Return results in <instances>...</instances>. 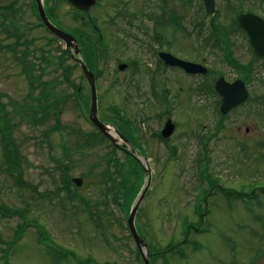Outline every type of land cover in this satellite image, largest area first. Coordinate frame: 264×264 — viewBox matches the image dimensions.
<instances>
[{
	"label": "rangeland",
	"instance_id": "obj_1",
	"mask_svg": "<svg viewBox=\"0 0 264 264\" xmlns=\"http://www.w3.org/2000/svg\"><path fill=\"white\" fill-rule=\"evenodd\" d=\"M182 1L183 10L177 11L178 27L168 18L169 9L163 11L165 3L160 0H97L98 5L90 9L89 14L104 31L107 45L104 67L101 66L104 72L96 81L97 113L108 123L115 113L119 121L126 117L132 120L144 145L129 143L139 156L147 158L152 172L150 188L135 216L137 231L153 250L181 246V254L173 252L163 258H151L150 264H264V225L260 213L264 208H259L264 199L261 197L259 206L254 203L249 207L244 203L246 198L237 201L222 194L227 189L248 196L260 193L258 186L264 187V70L258 64L252 66L256 72V78L248 85L252 100L220 119L216 113L218 99L210 89L214 74L203 78L167 69L158 78L156 61L145 53L142 44L128 36V32H133L129 29L133 14L141 17L140 11L150 13L154 16L151 31L153 34L162 31L164 46L181 58L201 62L211 72L232 82L233 69L239 66L230 64L232 60L249 59L241 34L235 30L228 34L216 25L218 31L224 32L223 42H208L205 39L210 36L208 19L199 9L200 0ZM214 3L216 22L228 30L235 9L264 13V0H214ZM17 4L26 16L20 19L25 36L33 38L35 47L49 52L48 58L55 59L63 45L53 41L43 29L28 27L27 22L33 18L29 0H18ZM121 8L127 9L125 15L119 16L116 12ZM82 18L83 14L57 0L55 20L60 25L84 30L83 21L92 31L88 20ZM142 26L150 30L146 22ZM13 42V37L0 33V45ZM40 53L37 51L32 63L37 64ZM62 58L65 65L66 58ZM118 62L129 63L130 68L122 73L115 69ZM19 69L10 51L1 48L0 102L6 105L12 118L11 136L21 155V178L36 193L18 185L9 175L0 143V264H71L53 259L44 241L42 244L39 241V230L58 251H71L83 261L92 258L97 264H142L126 227L125 209L114 203L111 194L104 196L109 188L105 173L113 169L105 159L110 150L107 142L97 138L87 116L65 100V93L71 89L66 90L64 83L54 91L63 99L59 121H54L52 109L39 114L36 109L41 105L40 90L31 88ZM43 69L46 72L42 81L50 82L58 76L53 65ZM79 73H73V81L78 80ZM160 87L166 92H161ZM86 91L88 94L85 87ZM166 101L171 105L168 109L174 131L165 144L154 135L165 123ZM14 103L24 109L14 113ZM79 103L88 113L86 104ZM126 136L131 140V134ZM204 142L206 149L202 146ZM169 148H173V153ZM117 156L124 161L123 153L118 152ZM62 164L68 167L71 178L82 180L77 189L71 190L75 198L60 190L65 171ZM144 181L147 178H143L130 203L142 192ZM87 209L90 213L102 211L103 230L88 217ZM24 221L28 225L21 231L19 225ZM186 225L205 227L207 231L198 234L190 228L185 237ZM185 238L190 243L180 244Z\"/></svg>",
	"mask_w": 264,
	"mask_h": 264
},
{
	"label": "trees",
	"instance_id": "obj_2",
	"mask_svg": "<svg viewBox=\"0 0 264 264\" xmlns=\"http://www.w3.org/2000/svg\"><path fill=\"white\" fill-rule=\"evenodd\" d=\"M7 1V0H6ZM11 16H15V14L18 12L17 8L13 6L10 9ZM25 19L26 16L24 14V11L21 12V16H19L18 21H11V25L13 26V31L6 30L3 31L6 35V37H13L14 42L12 44H1L0 49L3 48L6 51H10L12 60L19 66V72L24 73L26 76V79L30 83V87L35 89L40 90V99H41V105H39L36 109V111L39 114H44L46 110L52 109L54 111L53 113V118L54 121H59V115L61 113V102L62 98L57 96L54 91L59 87L61 83L65 84V89L68 90L71 81V77L76 69V65L73 64L71 67H67V65H64L63 63V58L62 56L66 55V51L61 50L59 51V54H55L54 57L55 59H50L47 56H45V52H43L42 49L39 51L40 56L38 59L37 64L33 61L32 63V58L33 56L36 55L37 49L34 46V40L28 39L25 36L26 29H23V26H19V21L20 19ZM173 22H175L174 18H171ZM27 22V21H26ZM27 25L29 27V24L27 22ZM91 26V24H90ZM84 30L79 29L77 27L73 29H67L71 33H75L79 37V41L85 45L87 51H86V56L87 60L91 65H97V63L101 59L106 58V49L107 45L104 42V38H99L98 36L91 37L89 36L84 37L83 35H80L82 31H88L86 28V24H84L83 27ZM94 32V31H93ZM2 33V32H0ZM88 33V32H87ZM95 33V32H94ZM217 35L223 37L224 32L223 31H214ZM97 35V33H96ZM22 36H25V38L21 39ZM207 38V37H206ZM205 38V39H206ZM222 39V38H221ZM22 47V49L20 48ZM43 52V53H42ZM48 65H53L54 72L58 73V76L52 79V81H42L41 78L45 74V69L43 67L48 66ZM59 70V71H58ZM73 80V79H72ZM34 83V85H32ZM3 94H0V97H2ZM75 95L71 96L70 92L65 93V100L70 102L73 106L77 103L75 102ZM14 103V108L13 112L17 113L19 108L22 110L23 105H19ZM75 105V106H76ZM74 106V107H75ZM0 114H3V117H0V119L3 121V126L0 127V143H1V150H2V158L3 162L6 165V169L9 173V175L16 181V183L20 186H25L29 188L32 192L36 193V189L33 186H30L29 184L23 182L22 176H21V171L19 170L20 167V162H21V155L18 149V146L15 144V141L13 140L11 136V130H12V118L10 117V112L6 110V105L0 102ZM12 114V113H11ZM116 115V114H115ZM115 115L113 116V120L115 118ZM124 129H128L127 127H124ZM113 149V147H112ZM108 163H111L113 166L112 171L106 172L105 174L108 175V183H109V188L106 189L104 196L112 195V199L114 203L118 204V206H123L125 209H129L131 203V197L132 195L136 194L139 190L140 185L143 182L144 174H143V169L140 166V164L133 158L126 156L124 161L119 160L118 156L115 153H112V155L108 158ZM63 170L67 169L68 167L65 166L64 164L60 165ZM62 182L63 186L61 187V191H65L68 195V197L75 198L71 190L75 189L74 186L72 185L71 181L69 180V174L68 172H63L62 174ZM262 190H259L261 193ZM41 196L40 194H38ZM225 198L228 199H233L237 201H243L246 196L241 195L239 193H233V192H226ZM105 200V199H104ZM261 197L260 195H256L255 193H249V197L244 200L245 205L249 206L252 204H256L257 206L260 205ZM102 203V202H101ZM103 205V204H102ZM259 208H264L263 206H259ZM7 210V209H6ZM86 213L88 214V217L94 222V224L103 230V225L101 223V216H102V211H92L91 213L86 210ZM263 215L261 216L262 223L264 225V211L260 212ZM259 213V214H260ZM28 222H23L21 225L22 230L24 229V226L27 225ZM201 223V225H203ZM190 226L187 225L185 227V237H187V234L191 231ZM21 230V231H22ZM207 230L206 228H201L199 229L200 233H205ZM40 235H39V241L43 243V236L41 231L39 230ZM264 238V235H262ZM188 244L190 243L187 238H185L180 244ZM47 250L48 253L51 254L53 259L56 262H62L65 261L66 259H72L75 261L76 264H93V262L86 260V261H81L79 259L75 258V255L70 252L66 251L64 249H61L58 251L56 248H54V252L52 248L48 246H44ZM150 248L151 252V258L159 259L163 258L165 255L169 253H180L181 254V246L179 245H174L167 247L163 250H153ZM138 256V254H137ZM139 257V256H138ZM140 259V257H139Z\"/></svg>",
	"mask_w": 264,
	"mask_h": 264
},
{
	"label": "water",
	"instance_id": "obj_3",
	"mask_svg": "<svg viewBox=\"0 0 264 264\" xmlns=\"http://www.w3.org/2000/svg\"><path fill=\"white\" fill-rule=\"evenodd\" d=\"M71 4H73L78 9L83 11H88L89 8L95 3V0H69ZM38 4V11L43 21L44 25L47 29L56 37L61 39L65 43L66 48H71L74 50L75 55H79V49L77 41L70 35L66 34L65 32L57 29L53 25H51L44 14L42 6L37 0ZM204 5L206 8V12L208 14L214 11L213 9V1L212 0H204ZM237 24L239 25L240 29L245 32L249 39V47L256 58H262L264 60V22L256 16L250 14H242L239 15L237 18ZM160 57L163 59L164 63L169 66H175L181 68L188 74H202L205 75L207 73V69L200 64L182 61L174 58L170 54H161ZM80 68L85 76L89 87H90V96H91V103H90V114L89 118L91 122L100 130V132L112 143H115L111 135L109 134L108 126L101 123L97 116H96V95H95V84H94V76L90 73L85 65L78 59L77 60ZM125 65H120L119 69H124ZM215 91L221 96V105H220V113L222 115L226 114L233 108L237 107L241 103L245 102L248 97V93L244 87V84L241 81H235L231 84L226 83L222 78L218 79L215 82ZM174 129L173 124L167 122L165 124L164 129L161 132L163 138H167L171 135ZM74 183L79 186L81 184V180L75 179ZM150 185V172L148 171V180L146 186L143 188L142 192L139 194L137 199L135 200L132 209L130 211L129 217L127 219V225L129 232L133 238L134 243L136 244L139 252L141 253L143 263L149 264V250L147 244L144 240L139 236L137 233L135 226H134V217L138 206L140 205L141 201L143 200L148 188ZM144 250L145 253L142 251Z\"/></svg>",
	"mask_w": 264,
	"mask_h": 264
},
{
	"label": "flooded vegetation",
	"instance_id": "obj_4",
	"mask_svg": "<svg viewBox=\"0 0 264 264\" xmlns=\"http://www.w3.org/2000/svg\"><path fill=\"white\" fill-rule=\"evenodd\" d=\"M125 9H127V8H123V12H118V14L125 15V12H124ZM242 12H249V13L256 14V15H258L259 17H261L264 20V13L252 11L250 9H243V10L238 9L237 11H236V9L234 10V13H237V14L242 13ZM126 13H128V10H127ZM140 13H141V17L137 16V14H133V17H132V21L133 22L132 23L130 22L131 19L129 20L130 26L129 25L128 26H129V29H131L133 32H128V36L132 37L133 41L138 42L139 44H142L143 47H144L143 50L145 51V53L148 56L150 55V57L153 58L156 61L155 70L157 72V77L158 78H159V75L162 76V74H164V72L166 73L167 69L168 70H172V71H176V72H181L179 68L169 67V66L165 65L159 59L158 54H159V52L170 53V54H172L173 56H175V57H177L179 59H185V58H181L180 56L176 55L173 51H171L166 45L164 46V36H163L162 31H160L159 34H157V35H156L157 32H155L153 34V31H151V30H154L153 27H152V22L154 20L152 19L151 14L150 13H146V12H142V11H140ZM212 17L213 18H210V21H211V23L214 26L215 25H219L222 29L228 30L227 28H225L224 26H222V25H220V24H218L216 22L217 12ZM235 17L232 18V22H231V26H230L231 29L228 30V31H232V30L236 31L237 30L236 25L234 23L235 22ZM50 21L52 23H54L51 18H50ZM143 22H146L149 25L148 27H149L150 30H147V28L145 26H142ZM34 24H35L36 27L37 26L40 27V23L38 21H37V23H34ZM160 24L162 25V22ZM32 26H34V25H32ZM163 27H164V24L160 28L163 29ZM241 37L245 41V44H246L247 43V38L245 37V35L241 34ZM153 44H154V50L151 51V46ZM119 63L120 62H118V64ZM129 68H130V65L128 64L127 68H125L123 71H120V72L123 73ZM115 69H117V66L115 67ZM97 81H98V79H97ZM160 91L161 92H166V89L163 88V87H160ZM156 134H157V132H156ZM259 188L262 189L264 187L259 186Z\"/></svg>",
	"mask_w": 264,
	"mask_h": 264
},
{
	"label": "bare ground",
	"instance_id": "obj_5",
	"mask_svg": "<svg viewBox=\"0 0 264 264\" xmlns=\"http://www.w3.org/2000/svg\"><path fill=\"white\" fill-rule=\"evenodd\" d=\"M109 133L111 134V135H114V131H113V129H109Z\"/></svg>",
	"mask_w": 264,
	"mask_h": 264
}]
</instances>
